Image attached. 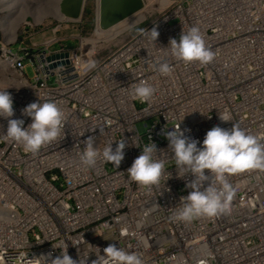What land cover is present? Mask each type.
Here are the masks:
<instances>
[{
	"label": "built area",
	"instance_id": "obj_1",
	"mask_svg": "<svg viewBox=\"0 0 264 264\" xmlns=\"http://www.w3.org/2000/svg\"><path fill=\"white\" fill-rule=\"evenodd\" d=\"M91 1V35L79 28L57 36L68 18L43 31L26 20L9 40L0 20V90L12 94V118L31 123L22 109L39 97L64 112L59 137L35 153L7 138L8 121L0 117V264H42L41 255L54 258L63 249L92 264L110 244L136 252L143 264H264V170L226 177L235 189L228 213L176 220L194 177L177 178L164 134L181 123L185 135L202 142L213 126L238 123L264 142V0H150L139 29L157 27V41L138 29L105 54L89 47L103 30L100 0ZM192 26L214 53L207 64L185 63L168 47ZM161 63L171 66L168 75L158 71ZM141 81L156 89L147 101L132 94ZM223 111L232 121L219 119ZM149 119L141 133L138 122ZM89 137L101 152L125 139L119 167L103 159L83 165ZM151 142L165 174L146 187L127 169ZM212 179L209 174L204 187Z\"/></svg>",
	"mask_w": 264,
	"mask_h": 264
},
{
	"label": "clouds",
	"instance_id": "obj_2",
	"mask_svg": "<svg viewBox=\"0 0 264 264\" xmlns=\"http://www.w3.org/2000/svg\"><path fill=\"white\" fill-rule=\"evenodd\" d=\"M153 42L157 41L160 33L157 27L151 30L139 29ZM171 54L185 63L198 61L202 64L211 62L214 53L207 46L198 26H192L187 32L182 31L179 40L171 38L169 46ZM158 71L168 75L172 69L168 63H161ZM156 89L141 81L133 86L132 94L141 101L153 97ZM14 101L7 89L0 90V117L7 118V138L23 145L25 151L35 153L42 146L56 140L64 124V112L57 103L51 100L32 102L22 109V115L31 119L25 126V120L14 117ZM222 122L232 121L231 113L219 112ZM165 136L175 160L177 178H185L191 174L194 177L186 184L192 191L180 198L175 212L176 220L190 222L201 216L215 217L230 211L231 201L235 189L226 179L228 175L243 173L249 170H264V142L254 134L242 129L238 123H233L230 129L219 125L207 131L202 142L185 135L181 123L173 130H166ZM85 149L80 157L83 165L95 167L99 159L119 167L128 146L125 139L118 141L115 149L113 143L105 147L102 152L94 147L93 138L85 142ZM157 145L153 142L142 147L141 154L135 158L131 167L127 169L129 177L139 185L150 187L158 185L165 174V162L157 159ZM206 170L207 173H206ZM212 182L204 187L209 180ZM171 176V174H170ZM169 176V178H170ZM125 230H122V233ZM104 255L92 264H143L142 258L136 252L126 251L116 244H110L103 249ZM42 264H83L73 259L68 251L63 249L60 256L51 254L41 255Z\"/></svg>",
	"mask_w": 264,
	"mask_h": 264
},
{
	"label": "rangeland",
	"instance_id": "obj_3",
	"mask_svg": "<svg viewBox=\"0 0 264 264\" xmlns=\"http://www.w3.org/2000/svg\"><path fill=\"white\" fill-rule=\"evenodd\" d=\"M145 2H147L148 6H149L150 0H145ZM92 6H93L92 1L87 0V3L85 4V12H84L82 19H80L79 22L70 20L71 22H68L67 28L65 30L62 29V30L58 31L56 33V35L57 36L70 35L71 32H74L76 29L78 30L79 28L83 29L82 30L83 33H87L88 35H91L93 33V30L95 29V24H96V19H95L96 16L94 15V11L92 9ZM86 11H89V18L87 20H90L93 23L92 27L87 28L88 30L86 29V24H85L86 23V13H87ZM8 14H9V10L3 6H0V20L4 19ZM143 14H144V18H146V16H148V14L145 11H143ZM26 19L28 21H31L35 25L34 29H36L37 31H39V30L43 31L44 30V24H46L50 21H53L57 25L62 24L61 21H63V19L60 20L59 18L52 16V15L44 17L40 22H36L34 17L30 14L26 16ZM147 21H143V22L140 21L137 25L133 26L132 28H130L128 30H123L124 25L126 26V24H123V27H122V25H119V26L113 28L112 31H109V32L108 31H102L101 33H102L103 38L100 41H98V43L94 42V43H97L96 51L104 53V54L107 53L110 49L115 47L114 45L118 44L126 36L134 34ZM21 24H23V22ZM20 25L18 26L16 32L20 29ZM31 29H32V27H31ZM78 31H76V32H78ZM48 34H50V32H48L47 35ZM110 34H112V35H110ZM2 35H3V33L0 30V41L2 40ZM97 37L98 36L96 34H93L92 37L89 39V42H91V40L93 38H97ZM9 40H11V39H9ZM35 40L38 42L43 40V36L41 35V33L35 37ZM0 47H1V44H0ZM27 72L29 73L30 76L33 75L31 68H29L27 70ZM146 122L148 124H151L152 120L149 119L147 121L143 120V121L138 122V129L140 130L141 133H145L147 130Z\"/></svg>",
	"mask_w": 264,
	"mask_h": 264
},
{
	"label": "bare ground",
	"instance_id": "obj_4",
	"mask_svg": "<svg viewBox=\"0 0 264 264\" xmlns=\"http://www.w3.org/2000/svg\"><path fill=\"white\" fill-rule=\"evenodd\" d=\"M60 2L61 0H0V6L9 10V14L1 21V25L6 28V38L11 39L16 36L18 26L22 22L25 23L27 20L26 16L29 14L34 17L36 22H40L44 17L50 15L55 16L60 20L66 19L61 12ZM142 19H144L143 10L110 28V30L119 25H122L123 27V24H126V26L124 25L123 30H128L137 25ZM102 31L109 30H101L96 33L98 37L93 38L91 42H89L91 50L95 51L97 49L96 44L103 38Z\"/></svg>",
	"mask_w": 264,
	"mask_h": 264
},
{
	"label": "water",
	"instance_id": "obj_5",
	"mask_svg": "<svg viewBox=\"0 0 264 264\" xmlns=\"http://www.w3.org/2000/svg\"><path fill=\"white\" fill-rule=\"evenodd\" d=\"M85 4L86 0H61L60 9L69 20L79 21L84 15ZM144 7L145 0H100L98 25L109 30Z\"/></svg>",
	"mask_w": 264,
	"mask_h": 264
},
{
	"label": "trees",
	"instance_id": "obj_6",
	"mask_svg": "<svg viewBox=\"0 0 264 264\" xmlns=\"http://www.w3.org/2000/svg\"><path fill=\"white\" fill-rule=\"evenodd\" d=\"M86 29L93 26V23L90 20H87L89 18V11H86ZM88 30V29H87Z\"/></svg>",
	"mask_w": 264,
	"mask_h": 264
}]
</instances>
